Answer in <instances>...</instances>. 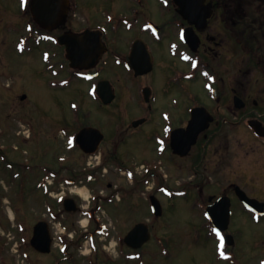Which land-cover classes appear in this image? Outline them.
Here are the masks:
<instances>
[{"label": "flooded vegetation", "instance_id": "1", "mask_svg": "<svg viewBox=\"0 0 264 264\" xmlns=\"http://www.w3.org/2000/svg\"><path fill=\"white\" fill-rule=\"evenodd\" d=\"M101 1L115 11L106 10L90 19L95 7L82 0H17L12 10L0 0V32L9 23L10 31L20 34L14 47L7 50V57L43 48L39 59L45 62L44 72L54 79L62 76L69 77L68 82L81 81L74 88L81 105L92 100L99 109H110L109 117L116 121L115 133L106 135L94 123L97 116L82 111L68 124L72 130L63 126L60 132L63 139H71L70 144L64 142V160L59 159L61 170L69 175L62 177L61 170L45 166L50 174L42 184L57 181L68 190L53 197L59 208L45 203L48 221L37 222L46 223L39 224L37 231L42 237L48 232L52 264H77L73 248L80 255L88 248L89 264L100 248L101 254L105 253L100 258L108 264L116 261L112 259L115 250L117 259L138 263L139 253L153 241L162 256L169 254V238L156 223L164 215L162 198L191 194L199 211L192 214L190 236L193 232L197 235V229L209 234L223 248L219 251L223 264H244L233 253L236 238L231 232L232 220L242 212L251 215L254 222L264 221V201L250 195L239 181L240 174H256L247 183L264 192V0H155V14L147 10L143 0H125L126 6L117 0ZM15 12L23 19H12ZM80 14L86 25L80 22ZM87 31L92 35L84 40ZM114 33L127 36L112 39ZM0 44L7 42L0 38ZM108 55L110 67L104 60ZM159 58L169 59L172 75L167 78L168 87L178 90L164 110L157 107L152 87ZM44 72L38 70L36 75ZM145 126H150L151 132L135 139V133ZM81 131L88 134L79 145L75 137ZM180 133V147L176 142L171 144L172 136L178 138ZM132 142H138L153 158L140 163L129 159L128 153L137 151L129 148ZM188 146V153L180 156ZM73 160L85 163V167L79 172L70 170ZM160 163L173 176L163 174ZM196 163L202 164L204 171L211 169L213 175L218 168L227 169L231 180L227 176V180H200ZM187 171L193 172L195 180H183ZM174 176L182 180L177 183L180 189L168 191L169 179L176 184L171 180ZM83 184L96 188L91 189L86 204L78 189ZM208 188L216 190L205 193ZM154 197L162 208L157 217L152 211ZM248 200L254 201L251 206ZM82 217L86 225L81 226L80 235L75 231L76 235H71L70 229L81 225ZM138 224L145 228L126 240ZM146 231L150 240L133 248L146 237ZM110 236L115 241L112 251L102 244ZM258 256L262 258L249 259ZM246 261L264 264V256L251 255Z\"/></svg>", "mask_w": 264, "mask_h": 264}, {"label": "rangeland", "instance_id": "2", "mask_svg": "<svg viewBox=\"0 0 264 264\" xmlns=\"http://www.w3.org/2000/svg\"><path fill=\"white\" fill-rule=\"evenodd\" d=\"M82 1L86 2V5L95 7L96 12L89 14L90 19L95 14L100 16L106 10L115 11V8L111 5L109 6V3H102L101 0ZM143 1L147 4L148 11L152 14L157 12L155 0ZM116 2L121 3L123 6L127 5L125 0L121 2L117 0ZM6 4L12 10L13 5L17 7V0H2L4 7H6ZM136 8L138 9V7ZM77 16L80 22L83 23L84 16L82 14ZM25 17L26 19H31V16ZM20 18L23 19L16 12L12 17L15 21ZM83 24L86 25L87 21ZM104 24L107 26L105 21ZM8 26L9 23L4 24V32H0V38H4L7 42V44H0V264H52L51 255L35 253L29 246V239L31 238L32 229L38 221H48L45 203L51 204L54 209L55 207L59 208L55 204L53 197L62 192L67 193L68 188L58 185V182L55 181L48 188L51 191L50 196L43 195L41 191L44 172L40 171L39 167L49 166L54 168L53 170H61L62 164L60 161L64 160L61 156L66 154V144H64L65 138H62L60 132L64 131L63 126H67L72 130L73 127L68 126V124L75 120L76 116L82 111L88 116H97L94 123L106 135L115 133L113 124L116 121L114 118L109 117L110 109H99L98 105L94 104L92 100H87L85 105H81L80 94L74 89L82 83L81 81L80 83L69 81L67 87H54L53 84L56 79L51 78L44 72L46 70L45 62L43 63L39 59V51L43 48H38L37 50L27 49L20 55L7 57V50H11V46L14 47V43L20 35L17 36L12 33ZM115 33L111 36L112 39L119 35ZM28 55L30 58L26 59ZM109 57L110 55L104 57V60L107 61L106 67L111 66ZM157 61L156 70L152 78V87L157 93V107L160 110H164L170 97L178 90L168 87L169 80L167 82V78L170 79L172 75L168 69L169 59L159 58ZM38 70L44 73L36 75ZM57 77L61 80L66 79L62 76ZM111 77L113 79V75ZM59 79L57 80L59 81ZM113 80L112 84H115L116 78ZM196 89L197 86L193 88V90ZM20 96L25 97V100L22 101ZM72 105L77 108L72 109ZM150 132V126L141 127L135 133L134 138L137 139L143 136L142 133H147L148 135ZM129 148L137 149L135 152L130 151L128 153L131 157L129 159H132L133 162L140 163L153 158L149 151L143 149L138 142L130 143ZM60 158L61 160L59 161L58 159ZM90 162L93 163L96 160ZM72 163L74 165L70 170L73 171L77 170L79 172L81 168L85 167V163L80 164L76 160H73ZM186 164H188V160H186ZM159 165L162 167L163 174L166 173L168 177L173 176L165 164L160 163ZM188 165L186 168H192V166ZM195 170L198 171V177L199 174L201 175L199 177L200 180L210 177L212 180L218 181L226 179L224 176H227L228 181L231 180V172L227 173V169L218 168V173L216 172L213 175L211 169L204 171L202 164L196 163ZM188 172L190 171L186 172L183 180L185 182L195 180L193 172L189 174ZM65 175L69 174L65 173L64 169L63 171L61 170V176L64 177ZM256 176V174H240L239 181L250 195L264 201V192L258 190L257 185L247 183V181ZM178 179L179 176H174L171 179L176 184H172L169 179L171 185L170 189H167L168 191L179 188L177 183L182 180ZM155 180L153 179L152 181ZM37 187L40 190H37ZM79 187V193H81V196L82 194L85 196L84 204H86L87 198L90 194L92 195L91 189L96 190V188L84 184ZM71 188L74 189V186ZM261 189L264 190V185ZM215 190L214 188H208L205 189V193H212ZM193 198V194L179 198L172 195L169 200L162 198L165 208L164 215L156 223L160 224V226L162 225L161 231L167 234L169 238L166 248L169 254L162 256L160 249L156 247V243L153 241L139 253V255L141 254L140 261H143L144 264H223L222 260L224 257L219 254V251L223 248L217 244L215 238L212 239L209 234H205L199 229H197V235L193 232V235L190 236V233H192L191 228L194 225L192 223L193 220H191L192 214L199 211L197 202L194 203ZM103 217L104 219L106 218L105 215ZM83 222H85V218L82 217L80 218L81 225L75 224V227L72 230L70 229L71 235H80L79 232L84 228L81 226L86 225L82 224ZM104 222L107 223V219ZM59 231L61 229H58ZM231 232L236 238V247L233 249V253L238 258H241L244 264H248L246 261L248 256H256L260 253L261 256H264V221L257 220L254 222L251 215L237 212L232 220ZM109 242L115 244L112 236L106 242L102 241V244L109 248L112 245L108 244ZM83 252V255H80L77 249L74 250L73 248L72 255L75 257L77 264H89V261L86 260L89 253L88 248ZM117 252L115 250V258H112L116 260L113 264H137L135 261L128 262L127 260L117 259ZM104 254H101L100 248L99 254L95 255L92 264H108L107 260L100 258V255L104 256ZM261 258L258 256L249 259L257 260Z\"/></svg>", "mask_w": 264, "mask_h": 264}, {"label": "water", "instance_id": "3", "mask_svg": "<svg viewBox=\"0 0 264 264\" xmlns=\"http://www.w3.org/2000/svg\"><path fill=\"white\" fill-rule=\"evenodd\" d=\"M159 208H160V207L158 206V213H159V211H160ZM37 227H39V226H37ZM37 227L35 228V231H34V234H33V238H32V240H31V245H32L35 249H37V250H39V251H41V252H48V245H49V239L47 238L48 235H47V233H44V234H46V235H44L43 237H42V236H39V237H38L39 233H38V231H37ZM139 231H140V229H136V228H135V230H133V231L128 235V238L131 239L132 237H134V235L137 236V234H138ZM147 237H148V236L145 237L146 239L143 238L144 240L142 239L141 242L144 243L145 241H147Z\"/></svg>", "mask_w": 264, "mask_h": 264}, {"label": "bare ground", "instance_id": "4", "mask_svg": "<svg viewBox=\"0 0 264 264\" xmlns=\"http://www.w3.org/2000/svg\"><path fill=\"white\" fill-rule=\"evenodd\" d=\"M81 194V193H80ZM82 197H85L83 194H82Z\"/></svg>", "mask_w": 264, "mask_h": 264}]
</instances>
